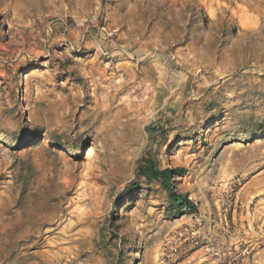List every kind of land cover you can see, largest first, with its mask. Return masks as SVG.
<instances>
[{
	"label": "rangeland",
	"instance_id": "374dc122",
	"mask_svg": "<svg viewBox=\"0 0 264 264\" xmlns=\"http://www.w3.org/2000/svg\"><path fill=\"white\" fill-rule=\"evenodd\" d=\"M263 209L264 0H0V264L194 261Z\"/></svg>",
	"mask_w": 264,
	"mask_h": 264
},
{
	"label": "crops",
	"instance_id": "0c3cea01",
	"mask_svg": "<svg viewBox=\"0 0 264 264\" xmlns=\"http://www.w3.org/2000/svg\"><path fill=\"white\" fill-rule=\"evenodd\" d=\"M260 212L259 218L263 220L260 226L263 227L259 231L220 227L211 246V254L206 255L202 250L201 255L196 256L194 261L186 259L178 264H264V209ZM237 218L235 220L232 217L231 222H238V226H247L244 223L246 216L241 217L238 214Z\"/></svg>",
	"mask_w": 264,
	"mask_h": 264
},
{
	"label": "trees",
	"instance_id": "16d2710c",
	"mask_svg": "<svg viewBox=\"0 0 264 264\" xmlns=\"http://www.w3.org/2000/svg\"><path fill=\"white\" fill-rule=\"evenodd\" d=\"M148 130L150 133H153L151 126L148 127ZM177 172V170L174 171L173 169L159 167L155 159L150 155L142 157L136 169L137 175L144 180V183L157 180L161 186L167 190L172 210L180 213L183 211V208L186 207L189 212H194L196 207L193 205L192 201H190L185 194L176 193L172 185L171 179Z\"/></svg>",
	"mask_w": 264,
	"mask_h": 264
},
{
	"label": "bare ground",
	"instance_id": "6f19581e",
	"mask_svg": "<svg viewBox=\"0 0 264 264\" xmlns=\"http://www.w3.org/2000/svg\"><path fill=\"white\" fill-rule=\"evenodd\" d=\"M93 152H92V149H88L87 151H86V155L87 156H89V155H91Z\"/></svg>",
	"mask_w": 264,
	"mask_h": 264
},
{
	"label": "built area",
	"instance_id": "2783aa9c",
	"mask_svg": "<svg viewBox=\"0 0 264 264\" xmlns=\"http://www.w3.org/2000/svg\"><path fill=\"white\" fill-rule=\"evenodd\" d=\"M183 210H184V211H188V208L184 207Z\"/></svg>",
	"mask_w": 264,
	"mask_h": 264
}]
</instances>
